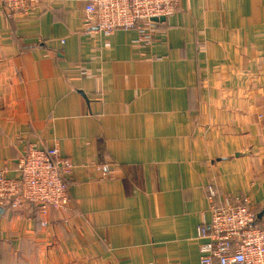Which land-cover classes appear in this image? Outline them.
<instances>
[{"label":"crops","instance_id":"crops-1","mask_svg":"<svg viewBox=\"0 0 264 264\" xmlns=\"http://www.w3.org/2000/svg\"><path fill=\"white\" fill-rule=\"evenodd\" d=\"M85 6L0 1V173L28 147L74 167L67 213L0 210V264H199L209 188L264 224V0H181L149 44Z\"/></svg>","mask_w":264,"mask_h":264},{"label":"built area","instance_id":"built-area-1","mask_svg":"<svg viewBox=\"0 0 264 264\" xmlns=\"http://www.w3.org/2000/svg\"><path fill=\"white\" fill-rule=\"evenodd\" d=\"M13 16L27 17L42 0H0ZM84 25L88 30L111 34L135 29L137 43L149 44L161 18L173 15L181 0H85ZM70 159L57 147L40 150L28 147L18 161V177L0 173V209L35 207L44 215L69 211L68 181L73 171ZM211 220L198 227L201 240L199 264H264V224H259L251 201L218 205L209 188ZM44 224V223H43ZM45 225V224H44Z\"/></svg>","mask_w":264,"mask_h":264},{"label":"water","instance_id":"water-1","mask_svg":"<svg viewBox=\"0 0 264 264\" xmlns=\"http://www.w3.org/2000/svg\"><path fill=\"white\" fill-rule=\"evenodd\" d=\"M164 20H165V18H161V19H160V22H163ZM0 210H2V209H0Z\"/></svg>","mask_w":264,"mask_h":264}]
</instances>
